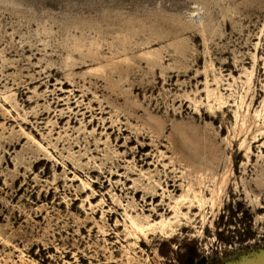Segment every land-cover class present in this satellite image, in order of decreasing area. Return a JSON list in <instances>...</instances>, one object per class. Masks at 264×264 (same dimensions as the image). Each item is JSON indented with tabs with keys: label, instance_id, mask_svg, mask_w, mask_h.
<instances>
[{
	"label": "rangeland",
	"instance_id": "374dc122",
	"mask_svg": "<svg viewBox=\"0 0 264 264\" xmlns=\"http://www.w3.org/2000/svg\"><path fill=\"white\" fill-rule=\"evenodd\" d=\"M264 261V0H0V264Z\"/></svg>",
	"mask_w": 264,
	"mask_h": 264
},
{
	"label": "water",
	"instance_id": "95a60500",
	"mask_svg": "<svg viewBox=\"0 0 264 264\" xmlns=\"http://www.w3.org/2000/svg\"><path fill=\"white\" fill-rule=\"evenodd\" d=\"M260 264H264V261H263V262H261Z\"/></svg>",
	"mask_w": 264,
	"mask_h": 264
}]
</instances>
